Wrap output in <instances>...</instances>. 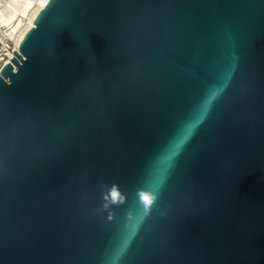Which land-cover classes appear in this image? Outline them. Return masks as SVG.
<instances>
[{
	"label": "water",
	"instance_id": "95a60500",
	"mask_svg": "<svg viewBox=\"0 0 264 264\" xmlns=\"http://www.w3.org/2000/svg\"><path fill=\"white\" fill-rule=\"evenodd\" d=\"M0 264H264V0H49L0 71Z\"/></svg>",
	"mask_w": 264,
	"mask_h": 264
},
{
	"label": "bare ground",
	"instance_id": "6f19581e",
	"mask_svg": "<svg viewBox=\"0 0 264 264\" xmlns=\"http://www.w3.org/2000/svg\"><path fill=\"white\" fill-rule=\"evenodd\" d=\"M49 0H0V30H15L17 41L34 27L35 19Z\"/></svg>",
	"mask_w": 264,
	"mask_h": 264
},
{
	"label": "built area",
	"instance_id": "2783aa9c",
	"mask_svg": "<svg viewBox=\"0 0 264 264\" xmlns=\"http://www.w3.org/2000/svg\"><path fill=\"white\" fill-rule=\"evenodd\" d=\"M16 34L15 30H0V71L3 66L11 62L14 57V51H19L21 41H17ZM14 69L16 71V68Z\"/></svg>",
	"mask_w": 264,
	"mask_h": 264
},
{
	"label": "clouds",
	"instance_id": "9594fccd",
	"mask_svg": "<svg viewBox=\"0 0 264 264\" xmlns=\"http://www.w3.org/2000/svg\"><path fill=\"white\" fill-rule=\"evenodd\" d=\"M207 110L205 109V112ZM201 122V119L196 120L192 123H190L189 125H187L183 131V134L181 136V138L178 140L177 144L174 147V150L172 151V153L169 155V160H171L179 151V148L181 147V145H183V143L185 142V140L188 138V135H190L192 133V131L198 126V124ZM143 199L145 200V202L147 203H151V198L148 195H144Z\"/></svg>",
	"mask_w": 264,
	"mask_h": 264
}]
</instances>
